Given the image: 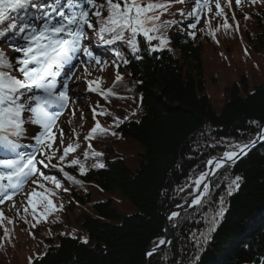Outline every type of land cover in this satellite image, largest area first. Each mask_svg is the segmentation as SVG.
Segmentation results:
<instances>
[{"label": "trees", "instance_id": "1", "mask_svg": "<svg viewBox=\"0 0 264 264\" xmlns=\"http://www.w3.org/2000/svg\"><path fill=\"white\" fill-rule=\"evenodd\" d=\"M178 9L172 6L174 15L162 17L176 21L168 28L169 42L162 50L150 53L140 36L141 59H137V54L118 42L116 46L129 62H118L117 68L106 45L105 72L116 78L118 71L123 77L118 83L135 94L133 100L128 94H118L119 107L129 102L131 115L120 120L118 127L108 123L116 133L109 136L119 135L135 144V161L129 167L126 154L114 140L108 146L97 142L99 135L92 141L80 139L79 148L68 160L78 157L88 171L80 175L78 165H62L82 184H69L60 174L57 178L68 191L67 195L57 193L54 202L63 205L62 213L67 217L66 209L75 214L76 224L88 242L62 230L56 242L34 257L32 264H264V140L235 164L217 170L209 179L210 194L203 203L172 219L171 240L160 252L146 258L147 251L162 237L165 219L160 209L168 212L187 203L192 197L193 180L205 172L206 162L222 156L229 145L255 139L260 131L257 124L264 126V83L252 91L244 81L239 87L233 84L225 91L221 109L215 111L206 92L202 47L196 42L198 37L191 40L178 33ZM260 33L264 36V29ZM244 39L252 41L246 33ZM7 45L6 40L0 42V49L6 52ZM89 143L103 155H89L90 160H86L83 153ZM97 162L105 166L92 167ZM236 176L242 178L240 186L228 195L229 184ZM90 187L104 197L93 201L83 190ZM221 197L224 215L205 243L200 236L208 228L205 218L210 219L219 210ZM116 200L127 205L123 212L117 209Z\"/></svg>", "mask_w": 264, "mask_h": 264}, {"label": "snow or ice", "instance_id": "2", "mask_svg": "<svg viewBox=\"0 0 264 264\" xmlns=\"http://www.w3.org/2000/svg\"><path fill=\"white\" fill-rule=\"evenodd\" d=\"M188 2L189 0H0V42L6 40L12 52L17 54L9 56L0 49V204L13 201L24 190L25 185L31 183L35 187L27 193V206L24 211L28 213L30 207L37 223L63 208L62 204L55 205L52 197L57 195V189H68L57 176L47 175L43 169H58L64 179L73 184H82V181L70 175L62 165H78L80 175H85L88 169L78 157L67 159L79 148V144L73 141L65 146L64 143L65 131L61 127V117L74 101L69 94L68 83L66 80H58V77L64 72L66 79H71L64 70L75 67L73 61L81 56L87 58L81 60L85 75H91L88 64L92 61L99 66L100 71L104 70L106 62L94 56L86 43L93 39L100 45L110 46L106 51L112 52L115 57L113 64L117 68L118 62H129L120 47L116 46L118 42L133 54H137V59H141L138 55L141 51L138 41L140 36L147 43L150 53L162 50L169 42L166 30L176 23L162 17L165 14L174 15L170 12L174 3ZM236 3L239 6L240 0H236ZM227 6L231 7L230 0ZM215 8V16H224L219 0H215ZM205 10L212 11L210 0H195V6L187 13L196 21L189 24L190 28H196L201 13ZM21 13L24 15L21 16ZM180 14L185 15L183 10H180ZM223 27L229 28L226 20ZM189 35L194 36L195 33L190 32ZM153 41L158 43L153 44ZM122 80L123 77L117 71L114 82ZM86 83L88 91L96 92L105 99L115 95L111 89L100 88L99 77L87 80ZM97 115L111 113L104 109L99 113L93 110L95 123L84 137L85 140L91 141L98 135H116L110 127L105 128L96 120ZM120 122L117 120V127ZM257 127L260 129L257 139L244 144L229 145L222 156L212 157L206 162L207 170L193 180L195 188L190 193L193 196L190 207L201 205L203 198L210 194L207 177L215 175L217 170L225 166L235 164L242 156L248 155V151L255 147L258 140H264V126L257 124ZM25 138L30 143L22 144L21 140ZM57 139L59 144L54 148ZM61 149L62 154L57 156ZM89 155L100 157L103 153L95 151L89 143L83 156L87 159ZM53 160L57 163H53ZM104 166L102 162L92 165L95 168ZM241 179L236 176L231 180L228 195L239 188ZM47 184L53 187L49 188ZM201 185L203 191H197ZM180 190L183 191V188ZM220 204L221 207L214 216L205 218L208 228L200 234L205 243L211 239V233L216 231L218 218L224 215L223 197ZM38 205L42 209L39 219ZM178 215L179 213L172 212L169 220ZM4 219L9 224L12 223L0 211V220ZM4 232L2 239L9 238V230L5 228ZM82 242L88 241L85 239ZM159 243L164 244L165 240L161 239ZM155 251L156 248H153L146 255L152 256ZM29 264H32L31 259Z\"/></svg>", "mask_w": 264, "mask_h": 264}, {"label": "rangeland", "instance_id": "3", "mask_svg": "<svg viewBox=\"0 0 264 264\" xmlns=\"http://www.w3.org/2000/svg\"><path fill=\"white\" fill-rule=\"evenodd\" d=\"M222 1L229 3V0ZM230 3V9H232L231 11L234 14L236 8L241 7L242 0H240L239 6H237L236 0H230ZM225 6H227L226 3ZM210 7L212 10L216 9L215 0H210ZM221 8H224L222 4ZM220 17L221 16H219V18ZM227 19L229 20V16ZM237 23L238 25H236V23H232L233 25L231 23L228 24L229 28L227 29L223 27L224 24L220 23V25L214 30L203 31L196 41L202 47L200 55L203 63L206 92L212 101L215 111L221 109L225 99V91L233 84H236L237 87H239L243 85L242 81H244L247 90L252 91L255 86L264 83V41H262L264 36L260 33V31H263L264 29V16L247 19L244 17L240 22L237 20ZM259 24L261 26H259ZM217 28L219 29L217 30ZM167 32H169L168 29L166 30V35ZM245 33L248 34V38L252 41L244 39ZM255 40H257L258 43H255ZM88 69L90 72L89 66ZM88 76L89 75H85L84 70L78 73L76 77L71 76V80H75V84L69 87V93L74 98V105L72 114L65 116L61 120V126L65 131L64 141L73 133V130L75 131L80 125V114L82 112L93 114L95 106L92 105V103H95L98 107L102 104L100 99H88L90 97L87 87L88 84L85 82V80H88ZM104 76H107V80L109 79L108 75L104 74ZM82 78L84 79L81 80ZM107 80H104V84H108ZM121 90H123L122 93H120L121 95L125 96L128 94V99L130 100L135 98V94L131 89L121 87ZM101 98L103 99V97ZM111 104L112 105L110 106L109 103H106V105L104 104L105 107L102 106V109L111 113V115H106L105 118L101 115H99L100 117H97L103 119L105 128L109 124V126H115L117 120L120 121L131 115L132 108L130 107L129 110V102L127 103L126 101L127 105L122 107V109L119 107L118 103L113 104L111 102ZM89 119L90 115H88V120ZM89 125L90 122H88L86 129L89 128ZM109 126L107 128H109ZM99 137L100 140L98 139ZM110 137L111 135L109 136V134L98 136L97 142L100 144L101 141V144L109 146L114 143L111 142L114 140L126 154L127 157L124 156V158L130 162L128 165L131 167L135 161L134 159L137 151L135 144L123 140L119 135L115 137L112 136L111 139ZM58 144L59 140L57 139L55 147ZM86 160L89 161L90 159L87 158ZM71 184L78 186L77 184ZM31 186L35 185H31V183L28 185V189L25 192L26 195L31 191ZM83 190L84 192H89L93 201L101 200L104 197L93 187ZM63 193L67 195V191H63ZM24 199L25 201H23ZM15 201H17V206L12 207L14 213L10 217L12 223H8L6 227L9 230V238L2 239L5 235L4 231L2 233L3 235L0 236V264H29L30 259L32 261L34 257L40 256L43 249H46L47 246H51L52 243L56 242V236L61 233L62 230L64 234L76 237L82 241L87 238L83 230L77 226L75 214H71L67 209L66 212L68 213V217L66 214L62 213V209H59L53 212V215L51 214L47 216L50 218L41 219L40 222L37 223L36 219H33L29 212L25 213L22 210L20 211L22 207L27 205V196L18 198ZM116 202H118L116 206L117 209L123 212L127 205L123 202L120 203L118 200H116ZM7 205L8 204H5L3 207ZM29 209L31 210L30 207ZM41 212L42 209L38 205V216ZM37 219H39V217H37ZM32 225H37V228L33 229L34 227Z\"/></svg>", "mask_w": 264, "mask_h": 264}, {"label": "water", "instance_id": "4", "mask_svg": "<svg viewBox=\"0 0 264 264\" xmlns=\"http://www.w3.org/2000/svg\"><path fill=\"white\" fill-rule=\"evenodd\" d=\"M260 141L261 140H258L257 141V143L255 144V147L260 143ZM255 147H253L252 149H254ZM250 151V150H249ZM248 151V152H249ZM243 157V156H242ZM210 177V176H209ZM209 177H207L206 178V182H208V179H209ZM193 199V198H192ZM191 203H186V204H184V205H182V206H180V207H177V208H175V209H172L171 210V213L172 212H177V213H180L181 211H184V210H186V209H189V208H191V207H193V206H189ZM160 212H161V214H162V217L165 219V224H164V229H163V236H162V238L161 239H163V240H165V243L164 244H160V243H158L157 244V246L156 247H154V248H156V251L153 253V255L154 254H156V253H158L160 250H162L167 244H168V242L170 241V239H171V235H172V230H171V227H170V220H169V214L168 213H163V209H160ZM171 215V214H170ZM152 250V249H151ZM151 250H148L147 251V253L149 252V251H151ZM150 256H147L146 255V258H149Z\"/></svg>", "mask_w": 264, "mask_h": 264}, {"label": "bare ground", "instance_id": "5", "mask_svg": "<svg viewBox=\"0 0 264 264\" xmlns=\"http://www.w3.org/2000/svg\"><path fill=\"white\" fill-rule=\"evenodd\" d=\"M209 183V182H207ZM194 188H195V185H194ZM197 191H203V185H201V187L199 189H197Z\"/></svg>", "mask_w": 264, "mask_h": 264}]
</instances>
